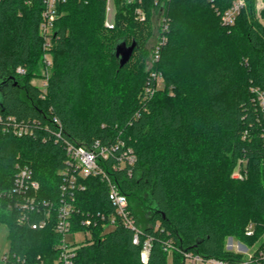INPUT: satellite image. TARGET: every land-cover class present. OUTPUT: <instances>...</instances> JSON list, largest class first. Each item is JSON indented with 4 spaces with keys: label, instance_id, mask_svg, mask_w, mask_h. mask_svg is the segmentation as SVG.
I'll return each instance as SVG.
<instances>
[{
    "label": "trees",
    "instance_id": "16d2710c",
    "mask_svg": "<svg viewBox=\"0 0 264 264\" xmlns=\"http://www.w3.org/2000/svg\"><path fill=\"white\" fill-rule=\"evenodd\" d=\"M114 1V27L106 24L107 0L57 1L44 90L32 80L44 68L45 2L0 0V190L11 191L18 169L29 166L39 182L29 194L52 203L50 220L40 227L48 210L43 204L23 211L15 206L18 195L0 198V222L10 226L9 263L56 264L64 237L54 226L65 139L89 148L122 140L134 149L133 165L111 168L121 149L105 167L138 224L154 237L143 262L132 229L104 232L97 217L114 211L109 187L99 176L87 177L86 189L76 192L72 232L90 230L91 238L76 244V264H169L164 241L170 238L176 247L171 264H184V251L239 259L227 250V236L253 244L264 233V112L252 90L264 91L257 0H244L232 26L222 25L218 11L234 0ZM138 6L144 20L137 18ZM157 14L166 20L163 31L154 28ZM162 32L166 40L153 61ZM122 40L138 44L124 66L115 53ZM15 124L29 132L17 135ZM237 169L242 177L233 176ZM88 214L89 226L82 224ZM250 223L253 236L246 234Z\"/></svg>",
    "mask_w": 264,
    "mask_h": 264
},
{
    "label": "built area",
    "instance_id": "2783aa9c",
    "mask_svg": "<svg viewBox=\"0 0 264 264\" xmlns=\"http://www.w3.org/2000/svg\"><path fill=\"white\" fill-rule=\"evenodd\" d=\"M58 0H44L46 8L43 12V21L41 23V33L44 37V54L42 56V62L44 64V73L49 72L48 70L52 66V56H51V48H52V38L54 34V24L57 17V8L56 3ZM109 0H107L108 2ZM126 3H131L135 0H122ZM142 1V0H138ZM109 3V2H108ZM245 5L244 0H234L230 7L223 11H218L221 16L222 25L232 26L235 24L237 17L240 15L243 7ZM108 8V7H107ZM257 8L264 9V0H257ZM137 18L140 20H144L146 18V13L141 6L137 8ZM162 28L165 30L167 28V23L165 18L162 19ZM106 24L110 27H114V23H110L106 21ZM166 37L162 32L161 41L156 45L154 49V55L152 60L156 61L159 59V50L162 44L165 43ZM46 69V71H45ZM17 72L23 74L25 70L19 66L17 68ZM48 74L44 75V85L46 86V80L48 78ZM151 75L156 78L158 85L162 81V77L156 71H152ZM42 87L43 89L45 88ZM45 90V89H44ZM253 92L256 93V99L259 102L261 109L264 112V91L259 87H253ZM153 92V90H152ZM57 120V118L55 119ZM61 127H59L60 129ZM14 132L21 136L29 132L28 127H24L23 125H14ZM61 130V129H60ZM59 130L58 135L61 136L62 131ZM64 148L66 151V162L67 166L65 169L58 172L62 177L61 184V195L60 201L58 204V216L55 221L54 230L63 234V240L58 245L60 249L59 256L56 260V264H76L75 258L77 256V242L76 240L71 241L66 237L69 234L76 235V233H90L91 231L87 230L84 232H72V215L77 210L76 207V192L79 190H85L86 185L84 183V179L87 177H101L102 180H105L109 187L108 197L111 203L114 206V211L111 213H99L98 221L103 223L104 230L110 231L115 229L117 226L125 227L128 229H132L133 235V243L137 245H141L140 257L143 262H147L150 258V254L153 247V239L152 235H148L143 227L138 224L137 218L133 213L132 209H130L129 199L126 193H124L117 182L113 179L112 175L107 171L105 164L106 161L109 160L110 156L113 152L121 150L122 151L118 155V162H112V169H125L128 166L133 165L136 162V154L134 149L131 146H126L124 141L119 140L117 145L113 146H105L100 145L99 142L95 143L94 147L89 148L82 144H78L72 142L70 140H64ZM129 174L131 170L129 169ZM33 170L29 166L20 167L15 176L13 188L11 191L9 190H0V198L5 195H18L20 198H17L15 201V206L18 205L20 209L23 211L34 210L39 205L43 204L48 208L45 219L40 221L39 226L44 227L47 222L50 220V215L52 214V210L49 209L52 206L50 200L38 201L35 195L29 194V190H37L39 189V182L35 179ZM234 177H242V173L237 169L233 173ZM88 214L83 218L82 224L89 226L93 219ZM24 219V217L22 218ZM97 219H95V222ZM38 224H33V228H37ZM246 234L248 236H253L255 234V225L250 223L246 227ZM91 238L86 236V239ZM83 240V241H85ZM82 241V242H83ZM226 248L229 251H232L235 254H240L241 257L239 259H222L217 257H204L200 254L192 253V252H182L184 256V264H264V233L260 237V239L253 244H248L246 242L241 241L237 237L231 236L226 241ZM164 249L170 251V257L172 250H175L176 247L172 241V239H168L164 241ZM9 256L5 257L6 263H9ZM19 261L11 262L9 264H19Z\"/></svg>",
    "mask_w": 264,
    "mask_h": 264
},
{
    "label": "rangeland",
    "instance_id": "374dc122",
    "mask_svg": "<svg viewBox=\"0 0 264 264\" xmlns=\"http://www.w3.org/2000/svg\"><path fill=\"white\" fill-rule=\"evenodd\" d=\"M108 2L109 3L107 5L108 8H107V18H106V20L108 22H110V23H115V16H116L115 1L114 0H109ZM256 10H257V13H258V17L261 18V20L264 22V9L263 8H261V9L257 8ZM162 18H164L162 14H157V16L154 17L153 22L155 24V27H154L155 29H157L158 27H160V25H162V23H161V21H163ZM158 33L159 32H156L155 36H158ZM155 36L150 39L149 46H151L152 43H154L153 41H155V38H156ZM150 64H151V62H150ZM50 70H51V68L48 71L50 72ZM45 71H46V69H45ZM49 72H45L44 75L46 76V74L49 73ZM43 73H44V68L41 70V75L42 76L36 77V78H34L32 80L33 84L37 85L40 88L45 86L44 85L45 80L43 78ZM162 84L163 83L161 81V83H159V85L162 86ZM0 97H1V95H0ZM137 205H138L137 208L139 209L138 212H139V214H141V219H142V222L144 223L146 221L147 215L141 209L140 206H142V205H140L139 203ZM106 231H107V229L104 232H106ZM87 234L89 235V237L91 236L90 233H87ZM9 235H10V226H9V224L6 221L0 222V264H6L5 257H7L9 255V247H10L9 246L10 245ZM88 235H86L84 233H76V235L69 234V235H67L66 238L68 240H71V241L76 240V241H78L77 243H80L83 240H85L86 236H88ZM229 237H230V235L227 236L226 239H228ZM127 255L128 254L125 255V258H128ZM168 263L169 264L172 263L171 257H169Z\"/></svg>",
    "mask_w": 264,
    "mask_h": 264
},
{
    "label": "water",
    "instance_id": "95a60500",
    "mask_svg": "<svg viewBox=\"0 0 264 264\" xmlns=\"http://www.w3.org/2000/svg\"><path fill=\"white\" fill-rule=\"evenodd\" d=\"M115 53L117 58L120 59V66H124L131 59L135 48L137 47V41L134 40L131 44L126 43V41L122 40L116 43Z\"/></svg>",
    "mask_w": 264,
    "mask_h": 264
}]
</instances>
